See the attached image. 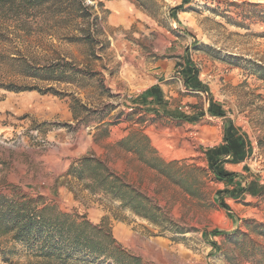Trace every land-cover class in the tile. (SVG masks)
Instances as JSON below:
<instances>
[{
    "label": "rangeland",
    "instance_id": "rangeland-1",
    "mask_svg": "<svg viewBox=\"0 0 264 264\" xmlns=\"http://www.w3.org/2000/svg\"><path fill=\"white\" fill-rule=\"evenodd\" d=\"M188 1L174 13L181 0H83L84 20L39 18L14 43L0 45L6 56L21 51L37 64L61 57L97 74L75 83L37 82L1 59L0 84L52 87L57 95L0 87V102L12 100L9 111L0 112V192L15 187L41 205L106 224L142 264H252L246 257L252 241L264 244L253 232L264 227V191L221 206L196 132L149 112L132 114L124 104L127 76L139 75L141 88L162 76L168 92L177 91L182 84L172 64L187 50L252 143L250 166L264 187V0ZM116 2L126 6L114 9L110 3ZM77 27L89 29L91 44L68 39ZM126 139L143 155L161 159L163 174L125 151ZM87 155L144 197L146 210H138L149 218L120 196L92 193L67 175ZM216 230L227 235H213ZM0 264L28 263L0 257Z\"/></svg>",
    "mask_w": 264,
    "mask_h": 264
},
{
    "label": "trees",
    "instance_id": "trees-1",
    "mask_svg": "<svg viewBox=\"0 0 264 264\" xmlns=\"http://www.w3.org/2000/svg\"><path fill=\"white\" fill-rule=\"evenodd\" d=\"M188 4V0H181L172 11L176 13L183 10ZM85 10L83 0H0V45L14 43L19 37L18 32H27L33 20H45L48 17H64L67 21L84 20L87 16ZM75 30L79 33L68 38L71 42L92 43L89 29L77 27ZM1 59H8L19 76L31 81L75 83L79 79L97 75L86 72L61 57L45 64H37L18 51L7 56L0 53V61ZM0 87L13 93L37 91L57 95L52 87L45 90L27 84H0ZM72 99L73 105L78 106V102ZM133 113L136 111H132ZM72 116L74 120L78 117L73 106ZM122 145L125 151L136 153L148 168L163 174L161 167L165 164L161 159L143 155L137 144L128 142V139ZM145 149L150 150L148 146ZM67 175L82 182L92 193L100 191L110 196H120L124 203L132 205L137 214L149 218L147 213L138 210H146L144 197L122 183L98 158L91 155L81 157L69 168ZM16 191L12 187L9 193L0 192V257L6 263L21 257L28 264H142L138 257L128 254L116 242L106 224H92L84 217L61 212L54 205H41L38 200L19 195ZM256 227L257 230L253 232L264 240V227ZM212 234L227 235L218 230ZM212 246L218 251L214 243ZM246 257L252 264H264V244L252 241Z\"/></svg>",
    "mask_w": 264,
    "mask_h": 264
},
{
    "label": "crops",
    "instance_id": "crops-1",
    "mask_svg": "<svg viewBox=\"0 0 264 264\" xmlns=\"http://www.w3.org/2000/svg\"><path fill=\"white\" fill-rule=\"evenodd\" d=\"M110 5L115 9L125 7L126 2ZM187 54L186 50L181 56L182 61L175 59L172 64L173 67L177 64L181 71L177 74L182 86L176 87L177 91L168 92L170 86L164 84L166 79H158L162 76L142 88L139 87L143 83L139 75L127 76L123 84L129 94L124 104L129 111H136L141 116L149 112L196 132L198 140L205 146L204 162L218 187L216 200L221 206L256 198L263 193L264 187L250 166L252 143L233 121L228 107L214 96L210 84L201 78ZM186 103L189 106L186 107ZM11 105V99L0 102V112L9 111Z\"/></svg>",
    "mask_w": 264,
    "mask_h": 264
}]
</instances>
